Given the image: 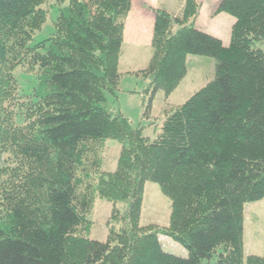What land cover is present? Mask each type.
<instances>
[{
  "label": "trees",
  "instance_id": "1",
  "mask_svg": "<svg viewBox=\"0 0 264 264\" xmlns=\"http://www.w3.org/2000/svg\"><path fill=\"white\" fill-rule=\"evenodd\" d=\"M131 5L0 0V264H264L245 258L243 243L245 206L264 197V0L219 2L215 14L235 20L227 46L195 28V0L178 15L155 12L149 63L129 73L150 79L151 98L179 86L188 56L216 63L211 82L165 112L152 142L107 106ZM51 10L53 32L31 45ZM18 67L36 81L30 97ZM107 140L120 145L111 173ZM147 181L171 200L167 226L140 225ZM96 198L113 204L105 242L89 238ZM160 236L187 258L163 251Z\"/></svg>",
  "mask_w": 264,
  "mask_h": 264
},
{
  "label": "rangeland",
  "instance_id": "2",
  "mask_svg": "<svg viewBox=\"0 0 264 264\" xmlns=\"http://www.w3.org/2000/svg\"><path fill=\"white\" fill-rule=\"evenodd\" d=\"M182 1L185 2V0H157V5L159 9L165 10L169 9L171 4H174L176 7ZM146 2L147 4H153L151 0H146ZM134 4H136V0ZM49 6L50 4H47L43 8L49 9ZM145 9L148 10V6H145ZM55 18L56 13L54 10H51L49 21L42 27L41 31L34 35L31 45L49 37L53 32L52 22ZM229 18L234 20L231 16ZM176 30L178 28L175 27L174 31ZM230 30L227 33V39L224 40L225 46L230 41ZM258 48L264 51V43L258 45ZM119 61L118 70L123 75L119 82V89L115 93L116 96L107 94V106L113 114L120 113L128 119L133 128H141L143 137L148 138L151 142L160 133L165 119V112L183 105L194 93L206 86L215 77L216 62L214 59L188 56L186 67L189 70V75L182 83V86L176 90L177 87L169 96H166L162 91H158L151 98L149 92L150 79L129 75L130 72L126 71L130 67L131 69L133 68V65L129 67V48L127 45H122ZM198 61H203L202 65H195L194 62ZM146 64L143 60L135 62L134 66L139 69ZM14 77L20 87V95L30 97L36 85L34 77L30 73L25 72L24 68L21 67L15 69ZM18 124H22L21 118H18ZM119 153L120 145L116 141L107 140L105 142L102 166L104 173H111L115 170ZM112 208L113 204L111 202L99 198L95 199L93 212L89 217L92 223L89 232L91 240L98 242L106 241L109 226L113 225L109 220ZM117 208L123 212L126 209V205L119 203L117 204ZM171 210V200L161 192L159 185L149 181L145 182L140 225L155 224L167 226ZM114 226L116 229L120 228V225L114 224ZM159 239L163 251L179 258H187L186 251L173 240L164 236H160ZM243 243L245 258L248 256L264 258V197L258 202L249 203L245 206ZM216 262L217 259L214 257L210 260H204L201 264H216Z\"/></svg>",
  "mask_w": 264,
  "mask_h": 264
},
{
  "label": "crops",
  "instance_id": "3",
  "mask_svg": "<svg viewBox=\"0 0 264 264\" xmlns=\"http://www.w3.org/2000/svg\"><path fill=\"white\" fill-rule=\"evenodd\" d=\"M153 4H147L146 0H131V10L127 16L123 34V46L129 48V72H136L145 69L151 58V39L154 27L155 12L160 10L157 0H151ZM200 3L201 7L197 18L194 21L196 29L210 34L224 44L227 39V33L235 20L229 18L225 13L215 14L216 8L221 0H195ZM184 2H179L175 7L171 4L169 9H165L171 15H178L183 7ZM148 6V10L145 9ZM168 7V6H166ZM231 33V30H230ZM230 40V39H229ZM230 42V41H229ZM145 61L146 65L141 68H135V62ZM135 61V62H132ZM187 61V60H186ZM120 62V61H119ZM203 61L194 62L195 65H202ZM138 64V63H137ZM189 70L181 84L176 90L182 86V83L188 78ZM161 242V241H160Z\"/></svg>",
  "mask_w": 264,
  "mask_h": 264
}]
</instances>
